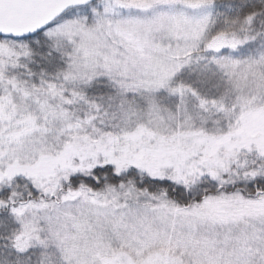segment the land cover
I'll return each mask as SVG.
<instances>
[{
  "label": "snow or ice",
  "instance_id": "1",
  "mask_svg": "<svg viewBox=\"0 0 264 264\" xmlns=\"http://www.w3.org/2000/svg\"><path fill=\"white\" fill-rule=\"evenodd\" d=\"M0 264H264V0H0Z\"/></svg>",
  "mask_w": 264,
  "mask_h": 264
}]
</instances>
